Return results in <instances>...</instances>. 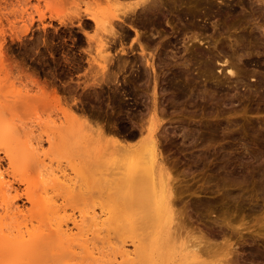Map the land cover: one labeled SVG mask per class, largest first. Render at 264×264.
<instances>
[{
	"label": "rangeland",
	"instance_id": "obj_1",
	"mask_svg": "<svg viewBox=\"0 0 264 264\" xmlns=\"http://www.w3.org/2000/svg\"><path fill=\"white\" fill-rule=\"evenodd\" d=\"M52 1L0 0V132L12 130L8 140L0 138V171L7 183L0 190V213L12 207L0 224V264L19 263L17 245L30 232H48L49 223L72 226L82 220L83 226L98 222V236L87 233L98 244V264H132L118 251L123 245L133 252V264H218L226 258L230 264H264V0L173 2L157 26L143 32L158 43V71L148 68L134 91L125 90L121 76L125 108L111 96L116 83L103 82L102 90L98 76L93 77L96 70L91 73L99 60L98 28L82 29L71 2L65 7L69 2L63 0V8L62 0ZM79 2L82 7L88 3ZM42 14L45 19L40 20ZM85 32L91 34L90 43ZM131 69L127 76L139 72ZM176 73L183 74L185 96L169 85ZM154 86L166 126L160 130L159 146L173 205H154L153 213L150 204H139L141 196L136 197L129 180L131 168L141 163L135 165L127 154L122 158L114 139L132 142L130 134L146 125ZM24 142L36 164L27 166L12 148ZM250 152L260 158L253 159ZM40 169H52L58 176L48 184ZM149 212L156 217H144ZM176 220L172 237L162 226ZM117 223L143 228L131 233L119 230ZM138 237H143L144 251L135 250L132 241ZM201 238L210 248L196 257L189 247ZM66 246L51 240L41 264H93L78 245H73L76 253ZM24 258L23 264H34Z\"/></svg>",
	"mask_w": 264,
	"mask_h": 264
},
{
	"label": "bare ground",
	"instance_id": "obj_2",
	"mask_svg": "<svg viewBox=\"0 0 264 264\" xmlns=\"http://www.w3.org/2000/svg\"><path fill=\"white\" fill-rule=\"evenodd\" d=\"M53 1H58V4L61 2L59 4L60 6L62 3L65 4V2L63 0H62L63 2L60 0H53ZM65 1H67V0H65ZM83 1L84 0H82V2ZM185 1L186 2H193L194 0H98L97 2L95 0L96 5L98 3V10L93 7V4H94L93 0H91V1L86 0V2H88V3L84 2L85 7H82V3H80L81 1L79 2V0H76V2L74 0H71V1L68 0L69 3L68 4L66 3L65 7L68 6L70 4V2H71V4L74 5V7H71V8H73V11H74V19L78 20L82 29L86 30L87 27H91V26H95L96 28H98V53L97 54H98L99 60H98V65H97L98 67L96 65L94 66L97 69L91 68V73H93L92 70H94V69L96 70V72H94L96 74L94 76L91 75V77L93 76V77L97 78V76H98V82H97L98 87L100 86L102 90L105 88L103 82H106V83L111 82V84L116 83V85L113 84L114 85V88H112V90H113L112 94L113 95H111V96H113V100L116 102L118 107H121V108L124 107L125 108V106L128 105L126 100L124 99L125 96H123L122 89H120L119 84H118L121 80V76H123L122 78H124L125 83L127 84V88L125 90L126 91L127 90L134 91L136 83L140 80L146 79L147 71L149 70L148 68H151L155 72L157 70L155 51L157 52V49H158L157 44L158 43H156L155 40H153L152 38H149L148 36H146L143 33L145 28H148L150 26H157V24L160 22V17L162 15V12L164 10H169L171 8L173 2L175 4H177V3H181V2H185ZM52 2H51V4H53ZM89 2H92V3H90V4H92L91 6H90ZM55 3L56 2H54V4ZM61 7L64 8V5ZM60 10H62V8ZM64 10L66 11L67 9H64ZM224 11H225L224 9H222V10L220 9L221 13H224ZM57 12L61 13L62 11H57ZM44 17H45V15L42 14L40 16V20L43 19ZM191 17H195V16L191 15ZM187 25L190 28L195 27V24L193 22H189ZM141 29H143V30H141ZM132 31L134 34L132 33ZM85 34L87 35V38H88L89 43H90L91 34L89 35L87 32H85ZM197 36H194L193 38H197ZM129 38L131 41L130 42L126 41ZM92 40H94V38ZM157 54L159 55V52ZM130 57L132 59H128ZM92 63H91V65H94ZM229 65H230V67L228 68V70L231 74H233L235 72L234 68L232 66L233 64L232 65L229 64ZM134 68L139 69V72L137 74H132L131 73L132 71H131L130 72L131 75L127 76V72L129 71V69L134 70ZM88 71H90V70H88ZM154 75L156 76V74H154ZM182 75H183L182 73H176L175 76L170 80L169 85L176 86L179 89L181 96H185L187 93V85H186V83H184V81L182 79H180ZM92 79H95V78H92ZM94 82H93V84H94ZM110 87H111V85H110ZM128 87H132V89L131 88L129 89ZM59 91L54 92L55 95H57ZM156 91L157 90L155 87L153 97H152V102H151L152 104L148 110L150 117H149L147 122L144 121L145 119L143 120L144 122H146L145 123L146 125H144V123L142 122L143 125L141 123L142 126L140 128H137L138 130H136L132 134H130L132 142L125 141L126 138L123 140L120 138H118V139L116 138V140L114 139V141H115L114 145H117L116 146L117 148H115V149H117L116 152L121 154L122 158L125 156V154H127V155L131 156V158L134 161H136L137 164H135V165H138L140 163L142 165L140 168H138L137 166L131 168V171L129 173V174H131V176H130L129 180H130V184L132 186V190L134 191V192L133 191L132 192L137 194L136 197L138 199L141 196V198L139 199L141 202L139 204L142 205V202H143V203H145V204H143V206L145 205V207H147L146 205H148V204L151 205V206L147 207L148 210L153 208L154 205L158 206V205L165 204L167 207H169L172 204L171 197L173 194L172 193L173 192L172 187L170 186V181L168 180V177H167L168 175L166 176V172H165L166 168L163 164L164 161L161 157V151H160L161 147L159 146V145H161V143L159 142V141H161V140H159V136H160L159 133L162 134L161 132H163L161 130V129H163L162 128L163 122H162V119L160 118V116L158 114V109H159L158 103L159 102L157 100V92ZM55 95H54V97H56V99L58 97V99H59V96H55ZM23 96H24V94H23ZM111 96H109V97H111ZM27 97H29V96H27ZM100 97H101V94H100ZM100 97H99V100L101 99ZM18 98H19V96H18ZM23 98L24 97H22L20 99H23ZM60 98H62V97H60ZM38 100H41V98H39ZM67 100H69V99H67ZM102 101L103 100H101V102ZM111 103H114V102H111ZM108 106H109V104H108ZM100 108H101V106H100ZM76 113H77V111H76ZM80 114H78V116ZM77 117L75 116V118H77ZM79 119H81V118H79ZM81 120H80V122L84 123V121H81ZM83 120H85V119H83ZM75 121H77V119H75ZM124 121H125V119H124ZM85 122H89V121L85 120ZM89 123H91V122H89ZM73 124L78 125L77 122L73 123ZM98 124L99 123H97V125ZM88 125L91 126V124H88ZM99 125L102 126V128L106 130V128H104L105 127L104 124H102V125L99 124ZM163 127H166V126H163ZM102 128H100V130ZM134 129H136V128H134ZM8 130H6L4 132H0V134H1L0 138L1 139H3V140H4V138H6L5 140L9 139V136L12 135V130H10V127L8 128ZM160 130H161V132H160ZM165 132H167V131L165 130ZM164 134H166V133H164ZM12 148H15V150H17L16 155L22 158L21 162H24V164L26 163L27 166H30L32 164H36V163H34L36 161L35 154L33 153V150L29 147L28 143H25L21 148L19 147V149L16 145H13ZM19 150H21V153H20L21 156L18 154ZM36 151H37V149H36ZM250 156L253 159L258 160L260 158V153L250 152ZM13 160H16V157ZM43 163H45V162H43ZM41 165H43V164H41ZM43 166L41 168H43ZM46 167L47 166L45 165L44 168H46ZM125 167L127 168V166H125ZM242 169L243 168L240 167L239 169L236 170V172L237 171L241 172ZM0 170H1V168H0ZM42 170L40 171V175L43 176V177H41V180L43 179L45 182H48V184L51 181L50 179H52V177H54L58 174V173L56 174L55 171H53L52 169H50V170L45 169L43 171ZM41 172H43V173H41ZM3 176H4L3 173H1V171H0V190L1 191L2 190L4 191V189H6L5 184H7L5 182ZM58 178H56V179H58ZM56 179H53V180L58 182ZM44 181H43V183H44ZM72 184H74V183L72 182ZM124 185H125V183H124ZM124 185H122L121 188H125L126 185L125 186ZM74 186L75 185H73V188H74ZM129 186L130 185H128V187ZM71 188L72 187H70V189ZM129 188L131 189V187H129ZM72 190L74 191L75 189H72ZM120 190H122V189H120ZM130 195H132V193H130ZM30 198H31V196H30ZM131 199H132V201L136 200V199L133 200L132 197H131ZM144 199L146 200V202H144ZM139 200L138 201L136 200V203H138ZM6 202L3 204H6ZM4 207H6V205ZM11 209H12V207H9L7 205V207L4 209L5 211L0 213V224H2V220L5 218V216L7 214H10ZM153 209L150 211L153 212ZM146 214L144 215V217L147 216V219L148 218L151 219V217H154L156 215V214L152 215L149 212L150 215L148 217V215H146ZM94 217H95V215H94ZM144 219L145 218L142 219L143 222L145 221ZM175 219L176 218H173L172 220H175ZM142 220H140L139 222H141ZM154 220H155V218H154ZM177 220H176V222L173 221L174 222V223L172 222L173 224L165 222L164 225L162 226V228L167 229L168 234L172 237H174V233L176 232L175 230L176 229L178 230L179 224H177V223H179V222H177ZM82 221L81 222L78 221L79 223L77 221H74L72 226H70L68 223H58V224L49 223V224H46L48 226V227L46 226L47 230H49L48 232H45L46 230L45 231L43 230V232L40 231L39 233L30 232L29 233L30 237L28 239L25 238L26 240L20 239L23 241L19 240L21 242V245H19V243L17 245V248L20 251V254L18 255V257H19L18 258V262H19L18 264H23V262H25L24 256H27V258H29V262L34 263V264H36V262H35L36 260H39L38 257L41 258L40 264L44 262L43 260L46 261L47 260L46 258H48V253H46V251H45V246L51 240L52 241L57 240V242H59L62 246L67 245L65 248L69 249V251L72 253H76V250H74L75 246L73 247V245H78V247L81 248L85 252L86 256L91 259L93 264H98V259H99L98 258V244L90 241L91 239L88 238V235H87V233L89 231H93L94 235L96 233V235L98 236V222H96V220H94V223H92V224L87 223V225L84 224V226H83ZM167 221H168V219H167ZM80 223H82V224H80ZM117 225L120 226L121 224L117 223ZM0 226H2V225H0ZM140 227H138V225H135V223H128V224H125L124 226L121 225L118 228H119V230L121 228L122 231H125L124 229H126L127 232L129 231L131 233H134ZM18 228H17V230H18ZM20 228H21V226H20ZM20 228H19L20 231H18V232L21 234L23 232V234H24L25 231L23 229H20ZM27 228H28V226H27ZM75 228L79 231L78 233L73 232ZM109 228H108V231L110 232L111 229H109ZM116 228H117V226H116ZM142 228L143 227H141V229ZM0 229L3 230L2 228H0ZM28 229L26 230V232L27 231L29 232ZM3 234L4 233H2L1 235H3ZM144 235H146V234H144ZM4 236L5 235H3L1 237L4 238ZM149 236H151V235H149ZM24 237L25 236L23 235V238ZM143 237H145V236H143ZM143 237H138V238H141L139 241H136V240H135L136 242H134V240L132 241V243H134L133 245L135 246V250L138 251V249H141L144 251V249H142L144 246V245H142L143 244ZM5 238H7V237H5ZM147 239H148V237H147ZM173 239H175V238H173ZM202 239L203 238H201V240H199L198 242L194 243L193 245H191L189 247L190 252L191 251L194 252L196 257H200V253H201L200 251L202 249L205 248L208 250L210 248L209 243L205 242L204 245L202 244L204 242V240H202ZM144 240H146V239H144ZM110 241H109V243H110ZM121 248L118 249V251L122 250V251H120L121 253L119 252L121 254L122 258H125L126 262L128 260L129 263H130L129 260H131L132 264H133L134 259H135L134 256L132 255L133 252L131 250H129V248L126 247V245H123ZM40 250H42L41 251L42 253H40L38 256V251H40ZM23 251H24L25 255H24ZM27 253H28V255H26ZM135 253H136V251H135ZM29 255H31V256H29ZM136 255L138 256L139 253H137ZM190 256H189V260H190ZM115 257H116V255H115ZM23 258H24V260H23ZM136 259H137V257H136ZM104 261L102 262V264H109V263H106ZM200 261H196V262H199L198 264H201L202 262L200 263ZM114 263L115 262H111L110 264H114ZM46 264H48V263H46ZM116 264H117V261H116ZM183 264H185V261ZM218 264H230L229 258L221 260Z\"/></svg>",
	"mask_w": 264,
	"mask_h": 264
}]
</instances>
